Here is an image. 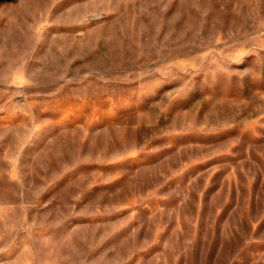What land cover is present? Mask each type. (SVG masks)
<instances>
[{
  "label": "rangeland",
  "instance_id": "1",
  "mask_svg": "<svg viewBox=\"0 0 264 264\" xmlns=\"http://www.w3.org/2000/svg\"><path fill=\"white\" fill-rule=\"evenodd\" d=\"M0 264H264V0H0Z\"/></svg>",
  "mask_w": 264,
  "mask_h": 264
}]
</instances>
